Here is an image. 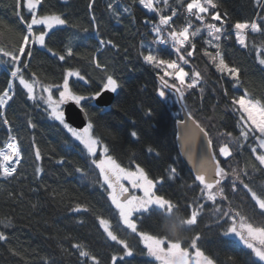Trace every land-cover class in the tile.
<instances>
[{"label": "trees", "instance_id": "obj_1", "mask_svg": "<svg viewBox=\"0 0 264 264\" xmlns=\"http://www.w3.org/2000/svg\"><path fill=\"white\" fill-rule=\"evenodd\" d=\"M17 2L0 0V46L8 50L26 34V25L16 13L20 12L25 21L31 19L26 0H19V7ZM188 2L169 0V7H163L162 2L157 7L165 15L176 9L173 27L179 30L186 22ZM214 2L218 8L210 11H219L222 18L214 22L219 26L224 22L225 30L219 51L229 66L241 69L239 82L219 72L204 54L205 50L213 54L217 51L216 41L205 32L192 41L196 50L186 57L187 64L179 57L191 49L185 45L177 53L167 36L171 30L168 26H163V36L169 42L158 43L152 24L159 22L161 13L148 12L139 0H42L38 15L62 14L68 23L49 31L45 25H34L36 35L48 33L45 45L30 42L32 56L23 57L19 66L26 79L37 81L40 92L43 86L55 87L54 95L69 70L79 71L83 77H69L71 91L85 97L101 90L106 75L118 79L120 87L109 107L96 105L95 99L80 104L93 124V135L108 146L109 154L122 167L135 168L139 164L149 178L164 177L163 184H157V194L170 199L178 215L187 218L192 210L199 211L197 224L178 227L174 236L166 231L172 218L160 213H135L138 231L181 238L184 247L199 234L198 247L215 264H263L252 250L226 232L233 216L239 220L242 215L255 226H264V210L244 188L248 184L264 198V165L256 158L260 151L255 135L249 132L247 139L241 138L244 129L240 116L245 114L232 102L247 94L253 101L264 103V65L259 62L264 59V0ZM206 18L213 22L211 16ZM238 21L261 23L260 32L247 30L246 47L237 41L234 24ZM210 39L212 44L208 43ZM69 48L72 55H68ZM149 51L162 59L177 60L189 73L186 82H191L195 72H200L202 79L192 89L180 86L174 77L165 74L163 66L144 60ZM61 55L64 60L59 59ZM16 66L0 54V94L11 84L13 96L5 108L0 107V150L10 136L18 140L21 149L17 172L11 177L0 175V232L7 237L0 240V264H93L90 257L79 255L75 244L95 255L99 264H112L113 254H123L122 246L107 237L99 223L101 217L110 220L113 231L134 249L133 257L118 260L117 264H159L147 255L138 234L123 225L119 210L108 196L109 189L102 186L103 178L93 157L50 115L42 101L29 99L18 78L11 77ZM172 83L181 87L183 96L163 86ZM161 90L166 97L160 95ZM178 99L206 130L215 158L229 173L221 182L227 199L218 196L215 202L207 200L201 191L203 185L182 159L177 142V123L182 118ZM5 117L11 130L3 123ZM223 144L229 145L232 156L219 154ZM173 167L175 174L170 172ZM233 170L239 173V179L232 175ZM77 205L86 207L77 212L73 210Z\"/></svg>", "mask_w": 264, "mask_h": 264}, {"label": "snow or ice", "instance_id": "obj_2", "mask_svg": "<svg viewBox=\"0 0 264 264\" xmlns=\"http://www.w3.org/2000/svg\"><path fill=\"white\" fill-rule=\"evenodd\" d=\"M42 0H26V7L28 12L31 14L30 22L25 21L24 16L17 12L16 15L19 18L22 24L26 25V34H22L18 42L12 46L11 50H8L4 46H0V54L5 57L10 58V60L16 64L15 70H13L10 75L13 78H18L19 84L27 90V95L29 99L37 100V94L35 92V84L37 81L26 79L23 75L22 68L19 66L23 63V57H31L32 51L28 48L31 43H39L40 45H45V37L48 35L47 32L41 31L39 35H36L33 31L34 25H46L49 30L53 29L58 25H65L68 21L63 18L62 14L50 13L46 15H38L37 9L41 5ZM94 2V0H93ZM163 4V7H169V0H139V3L143 5L144 8L149 11L161 13L158 23L152 24V31L156 33L158 43H168L163 36V26H168L171 30L168 31L167 36L170 38L173 47L176 52H181V49L185 45L190 47L191 51H186L185 55L179 57L180 60H183L185 64L188 63L186 57H191L195 50L196 45L194 38L200 34L201 29H196L192 31V24L189 21L179 30H176L173 27V17L177 16V11L175 8L172 9L170 15L163 14L161 7H157L158 3ZM91 7V5H89ZM17 7H19V0L17 2ZM109 8H112V4L108 5ZM218 5L214 0H191L190 3L186 4V12L190 16H195L196 19L202 23L206 21V16H211L213 21H221V13L219 11L211 12L210 9H217ZM126 11H128L126 9ZM227 14L225 13V16ZM226 22V21H225ZM223 23L220 26H217L216 23H206L205 27L207 29L208 35L212 37L216 43L214 44L215 49L217 50L214 54L205 50L204 54L209 56L212 63L215 65L216 69L221 73H227L229 76H232L237 82H239V77L241 69L235 66H229V63L226 62L223 54L219 51L220 49V39L224 34ZM264 23V22H261ZM261 23L257 22H236L234 28L236 29V35L239 43L242 46L246 45V32L251 29L252 32L257 33L261 31ZM31 37V41H30ZM101 43H105L101 41ZM106 43L111 44L112 41H107ZM209 44H212V40L208 41ZM51 51V49H49ZM68 55H72V49L69 48ZM144 60L156 67L163 66L166 69L165 74L169 77H174L178 81L180 86L184 88L192 89L197 86V84L202 79L200 72H195L191 78V82H186V77L189 75L188 72L184 70L177 60L172 59H162L157 55H154L151 51L145 55ZM60 60H64L65 56H59ZM260 64L264 65V59H261ZM27 67V65H24ZM97 67H100L97 62ZM171 69L172 71H167ZM106 71V69H105ZM33 76L35 74L33 73ZM68 77L76 76L81 77L79 71L69 70L67 73ZM163 79V77H161ZM172 89L176 90L181 96H183V91L181 87H178L176 83L169 85ZM120 87V83L117 78L112 75H106L104 81L102 82V88L100 91H97L93 94L92 97H85L83 95L76 94L71 91L68 83V79L65 78L63 83V91L59 92V99L54 101L52 97V88L51 86L44 87L43 92H47L48 95L45 98L43 94L39 96V100L44 101V103L50 109V115L57 121H59L73 137H75L87 150V152L95 157L98 152V148H102L104 154L103 159L94 160L93 163L99 169V173L103 178V185L106 186L110 191L108 196L111 199V202L119 210V217L123 225L130 229L133 233H137L138 236L143 241V244L147 250V255L154 257L155 260L159 261L160 264H215V261L198 247L197 241L200 239L199 234L191 239L188 247L182 246V239L176 238L172 239L169 235H154L146 231H138V225L133 215L135 213L139 214H152L160 213L166 217L172 218V223L166 226L167 233L171 235L176 234L178 227H187L196 225L198 221L199 211L192 210L190 215L187 218H184L178 215L177 206L168 198L163 195L157 194V184H163L164 177H159L158 179L149 178L148 172L141 167L139 164L135 165V170L122 167L110 154L109 148L107 145L102 144V141L93 135V124L89 122L86 127L78 129L73 127L70 123L67 122L64 111L61 109V105L66 101H74L77 105H80L82 101L88 99L99 98L104 91H111L115 93ZM11 84L8 89H5L2 94H0V107L7 105L13 96L10 95ZM160 95L164 96L165 92L160 91ZM233 104L238 105L242 112L245 115L240 116L242 122V127L245 130L241 132V138L247 139L249 132L252 134L258 133L255 135V139L259 142V147L264 148V103L260 101H253L252 99H246L244 95H241L239 98L233 99ZM191 115V113H189ZM3 123L9 126L11 130V125L5 117ZM183 123V122H182ZM196 128L200 132H203L207 136L206 130L199 124V121H194ZM35 127V125H32ZM197 133L195 130L192 132V136L195 137ZM133 137L137 135L135 131L131 133ZM231 136V133L227 134ZM209 149L212 147V140L209 137L207 141ZM8 151L0 150V175L5 177H11L17 172V165L21 163V149L18 140L15 137L10 136L9 142L6 145ZM253 153L257 152V149L253 147ZM36 157H40V150L36 149ZM219 154L224 157H230L233 155L232 150L228 144H223L219 147ZM216 155L215 152H212L207 159H205L199 168V174L195 176V180L198 181L203 188L201 189L202 193L206 196V199L209 201L215 202L217 197H223L227 199V196L224 195V189L221 186V182L225 180L229 173L225 168L220 166L219 160H215L214 163L209 166L210 161ZM257 160L261 165H264V154H258ZM78 171H82L78 169ZM170 172L175 174L176 169L173 167L170 169ZM233 176H236L239 179V173L233 170ZM124 180L130 182L131 188L133 189H142L143 196H136L129 193V188L126 187L123 183ZM233 189H235V184H233ZM244 188L248 189L251 193L252 199L257 203L259 209L264 210V198L259 196L257 192L249 188L248 184H244ZM84 205H77L73 210L79 212L82 208H85ZM223 215H228L224 213ZM239 215V214H237ZM233 223L228 228V232L236 234L244 242L247 248L251 249L256 257L260 261H264V226H255L253 223L248 222L247 218L240 215V224H236V216L231 217ZM99 223L103 227L104 232L107 234V237L122 246V255L113 254L111 257L112 264H117V261H124L126 258L133 257L134 249L129 245V242L126 239L120 238L115 231L112 229L111 221L103 217L99 218ZM0 240H7L6 235L3 232H0ZM167 244V247H165ZM73 247L79 249V255L81 257H90L93 264H99V260L95 255H92L85 247L81 244H75ZM194 249V252L191 251Z\"/></svg>", "mask_w": 264, "mask_h": 264}, {"label": "water", "instance_id": "obj_3", "mask_svg": "<svg viewBox=\"0 0 264 264\" xmlns=\"http://www.w3.org/2000/svg\"><path fill=\"white\" fill-rule=\"evenodd\" d=\"M114 97L115 93L104 91L99 98L95 99V104L100 107H109L112 104ZM178 100L182 110V118L177 123L178 147L183 161L196 176L199 174L201 163L207 159V157L213 152V149L212 147L209 149L207 144L209 136H205L203 132H200L199 129L196 128V124L194 123L196 120L189 115L181 100ZM64 113L67 122L78 129L86 127L89 122L86 111L81 105H77L74 101H66L64 103ZM193 130L197 133L195 137L192 136ZM215 160L217 159L214 156L212 161H210L209 166H211Z\"/></svg>", "mask_w": 264, "mask_h": 264}, {"label": "rangeland", "instance_id": "obj_4", "mask_svg": "<svg viewBox=\"0 0 264 264\" xmlns=\"http://www.w3.org/2000/svg\"><path fill=\"white\" fill-rule=\"evenodd\" d=\"M191 2V0H189V2L188 3H190ZM143 6V5H142ZM146 9V8H145ZM148 12H153V11H149L148 9H146ZM45 27L47 28V26L45 25ZM47 31H49V29L47 28ZM237 36V35H236ZM246 36V35H245ZM30 39H31V37H30ZM237 41H238V39H237ZM239 42V41H238ZM185 70V69H184ZM186 71V70H185ZM67 79H68V83H69V77L67 76ZM186 79V78H185ZM163 86L164 87H167V88H169V89H172L170 86H167L166 84H163ZM45 86H43V87H41V88H44ZM39 88H40V86L36 83L35 84V92H36V94H37V100H39V96L41 95V94H43L44 96H45V98L47 97V95H48V93L47 92H40L39 91ZM51 88H52V97H53V100L54 101H56V100H58L59 99V92L60 91H63V84L60 86V89H59V91H58V93H57V95H54L53 94V90L55 89V87H52L51 86ZM172 90H174V89H172ZM174 92H176V90H174ZM10 95H11V93H10ZM177 95H178V97H180V95H179V93H177ZM244 96L246 97V99H250L249 97H248V95L247 94H244ZM163 97H166V93H165V95L163 96ZM40 101H42V100H40ZM10 101H8V103H9ZM8 103H7V105H8ZM42 103H44V101H42ZM45 104V103H44ZM7 105H5V107L7 106ZM46 105V104H45ZM46 107L48 108V106L46 105ZM61 109L64 111V104H62L61 106ZM48 111L50 112V109L48 108ZM245 117H246V114H245ZM243 129H244V127H243ZM245 130V129H244ZM251 132V131H250ZM255 135H258V133H256ZM8 142H9V140H8ZM7 142V143H8ZM7 143H6V145H7ZM6 145H5V147L3 148V150L4 151H6L7 150V147H6ZM257 149H259V153H257V155L258 154H264V148H260L259 147V142H258V140H257ZM93 157V156H92ZM104 158V154H103V152H102V148H98V152H97V155L95 156V157H93V159L94 160H99V159H103ZM125 168V167H124ZM128 169H131V170H135V168H128ZM123 183H124V185L126 186V187H128L129 188V193L130 194H132V195H136V196H143V190L142 189H133V188H131V185H130V182L129 181H127V180H124L123 181ZM109 191H110V189H109ZM240 219L239 220H237L236 219V224H237V226H239V224H240ZM226 235L227 236H229V237H232V238H234V239H236L240 244H242L243 246H245V247H247L245 244H244V242L239 238V236H237L236 234H232V233H229L228 231L226 232ZM165 247H167V244H165ZM249 249V248H248ZM251 250V249H250ZM193 252H194V250H193ZM254 256H255V254H254ZM152 259H155L154 257H151ZM255 258H257L258 260H259V258L258 257H256L255 256ZM263 264H264V261H261ZM158 263L160 264V262L158 261Z\"/></svg>", "mask_w": 264, "mask_h": 264}, {"label": "built area", "instance_id": "obj_5", "mask_svg": "<svg viewBox=\"0 0 264 264\" xmlns=\"http://www.w3.org/2000/svg\"><path fill=\"white\" fill-rule=\"evenodd\" d=\"M177 14H178V12H177ZM186 15H185V17H186V22H185V24L186 23H188L189 21L191 22V24H192V31H194V30H196V29H201V31H200V33H203V32H205V33H207L208 34V32H207V29H206V27H205V24L206 23H216V22H212V21H209L207 18H206V21L205 22H201V21H199L198 19H196V17L195 16H190L187 12L185 13ZM184 24V25H185ZM217 24V23H216ZM217 26H219L218 24H217ZM236 30V29H235ZM12 95V94H11ZM3 108H5V106H3ZM3 150V149H2Z\"/></svg>", "mask_w": 264, "mask_h": 264}, {"label": "bare ground", "instance_id": "obj_6", "mask_svg": "<svg viewBox=\"0 0 264 264\" xmlns=\"http://www.w3.org/2000/svg\"><path fill=\"white\" fill-rule=\"evenodd\" d=\"M6 151H8V149Z\"/></svg>", "mask_w": 264, "mask_h": 264}]
</instances>
